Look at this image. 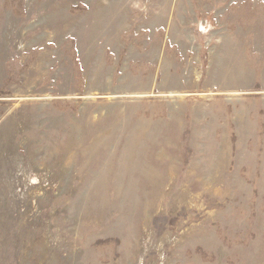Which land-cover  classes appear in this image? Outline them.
Segmentation results:
<instances>
[{
    "label": "rangeland",
    "instance_id": "374dc122",
    "mask_svg": "<svg viewBox=\"0 0 264 264\" xmlns=\"http://www.w3.org/2000/svg\"><path fill=\"white\" fill-rule=\"evenodd\" d=\"M0 264H264V0H0Z\"/></svg>",
    "mask_w": 264,
    "mask_h": 264
}]
</instances>
